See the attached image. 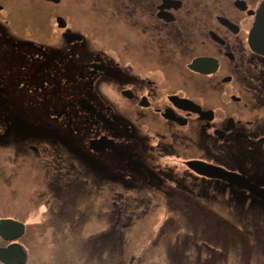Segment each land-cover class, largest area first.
<instances>
[{"label":"flooded vegetation","instance_id":"flooded-vegetation-1","mask_svg":"<svg viewBox=\"0 0 264 264\" xmlns=\"http://www.w3.org/2000/svg\"><path fill=\"white\" fill-rule=\"evenodd\" d=\"M263 2L0 0V146L21 159L14 173L32 184L39 165L60 192L108 194L109 210L119 193L194 203L210 239L194 248L224 255L223 239L225 264L253 216L263 258L264 26L251 39ZM220 207L224 238L209 229Z\"/></svg>","mask_w":264,"mask_h":264},{"label":"rangeland","instance_id":"rangeland-1","mask_svg":"<svg viewBox=\"0 0 264 264\" xmlns=\"http://www.w3.org/2000/svg\"><path fill=\"white\" fill-rule=\"evenodd\" d=\"M102 43L106 45L105 47L108 50L113 51L115 48L114 44L108 38L107 44L104 40ZM38 142L40 143L38 145L48 143L47 140H38ZM8 146L13 147V145ZM42 148L47 149L49 147ZM15 153V149L13 151L12 148H9L6 151L0 146V218L10 217L21 220L26 225V234L17 239L19 245L22 244L21 246L25 247L24 251L28 255L24 260V262H27L22 264H201V258L204 260L211 254L216 255L215 249L213 251L209 248H201L199 256L198 251L194 247L190 248L186 240V244L184 243L185 251H182L183 258L181 259L176 254L175 241L178 242L182 237L176 238L177 236H175V240L173 234H167L164 237L161 236V232L158 229L159 215L165 216L167 206L164 205L160 195H152L151 193L150 201L153 203L156 202L157 204L152 208H145L147 210L146 214L136 221H133L134 223L129 227L127 232H123V237L117 239L119 244H121L120 247L116 243L117 240L114 239L116 232L114 231L112 235L107 234L108 222L106 221L104 211L110 209V207L107 208L104 204H98L99 201H103L101 198L108 196V194L104 193L102 196L95 194V187L87 188L86 195L84 193H78L80 197V199L78 197L79 204L75 206L76 209L73 210L66 220L63 218L64 229L58 222L49 220L48 206L49 202L57 205V203H60V201L62 203L68 197L67 194L63 198L65 195L64 192L67 191H61L62 193L58 190L55 191V184L61 186L66 185L63 177H54L51 175L47 177L43 173V167L38 165L35 167L36 172L33 176V183L27 184L22 178L21 173H14L16 165L19 166L21 164V159H16ZM165 160L173 161L170 157H166ZM76 164V166H79V163ZM18 171L21 172V170ZM78 172L77 167L76 169L71 167L70 173L74 176V180L76 179L77 181L79 179L76 178L77 176L75 174ZM48 178L52 179L53 185L47 183V180L49 182ZM25 191H27V194ZM56 193L61 194L62 197L59 195L56 196ZM52 195L54 198H52ZM115 195L119 200L116 208H121L123 204H129L130 214L140 213L143 210L142 196L133 200L129 196L130 193H119ZM69 197L73 200L74 195L69 194ZM128 197L129 199H127ZM124 198L126 199L123 200ZM93 199L95 201L92 204L84 205L85 201ZM148 199L146 200L148 201ZM193 204L190 203L184 206L174 204L173 206L177 208L173 206L169 208H174L177 213H173L179 215L175 217L181 225L177 233L182 234V231L186 232V230L190 229L194 231L193 228L197 226L199 230L197 232L194 231L195 237L200 240L205 237L201 233L203 228L198 226L200 217L192 209L194 207H191ZM216 211L217 216L214 214V223L209 220V229L212 230L214 228L213 233L218 231L220 232L221 238H224L229 233L226 231L223 232V222L219 221L217 217L221 218V214H226V210L220 207L216 208ZM193 220L194 222L192 223ZM82 222L81 229L70 231L69 227L82 224ZM117 229L121 232L120 228ZM168 232L164 231V233ZM90 235L92 236L89 241L90 243H87ZM82 239L85 241H82ZM95 239L102 241V249L100 248V244L95 245V242H97ZM232 241H234V244L242 252H244L245 248L243 247L245 245L248 247L252 243V241L244 242V240H240V242L237 239ZM258 244L256 243V245ZM218 247L221 249L220 246ZM231 250L227 264H243L249 262V264H261L260 260H264V255L263 258H260L259 254H256V246L253 248L255 251L253 256L251 255L249 259L248 255H243L245 257L242 259L240 254L235 257L234 252ZM214 261H217L216 257Z\"/></svg>","mask_w":264,"mask_h":264},{"label":"trees","instance_id":"trees-1","mask_svg":"<svg viewBox=\"0 0 264 264\" xmlns=\"http://www.w3.org/2000/svg\"><path fill=\"white\" fill-rule=\"evenodd\" d=\"M52 189H53V187H52ZM55 191H57V188H55ZM52 192H53V190H52ZM64 193H65V195L63 196V198H65L67 194H68V197H66L65 200L62 201V203L60 201V203H57V205L49 206V215H50V217L58 216L63 221H64V219L66 220L71 215V213L73 212L74 209H76V208H73L74 207L73 205L74 204L75 205H78L79 204V199H78L79 195H78L77 192H74V193L64 192ZM56 194H57L56 196L59 195L60 197H62L61 194H59V193H56ZM69 194H73L74 195L73 200L71 199V197H69ZM141 196L143 197V195H138L137 194V195H135V197H132V196H130V197L133 200H136V199H138ZM52 198H54L53 195H52ZM125 199L126 198H124L123 200H125ZM127 199H129V197ZM144 202H146V201H144ZM144 202L142 201L143 205L145 204ZM130 211L131 210L129 209V204H123L121 208L111 209L110 210V212H109V215H110L109 220H110V223H111V228L109 229V231L107 232V234L110 235L116 229L117 230V233L119 235L116 237V239L114 238L115 240H117L119 237H121V238L123 237L124 230L131 224V222L133 221V219H135L136 217H140L141 215H143L145 213V209H143L140 213H135L133 215H131L129 213ZM173 212L174 213H177L175 210H173ZM249 214L252 215L253 213H249ZM176 216H177V214H174V216H173L174 219H175ZM175 220H171V218H168L166 220L164 226L160 230L161 236H165L166 234H173V236L175 238V236L177 234V230L179 228V225L175 226L173 224ZM58 223L61 226H63L64 229H65L64 222L58 221ZM117 228H120L121 232ZM247 228L250 229V231H247V234H248L249 242L252 241V243H250L248 245V247H246V245H245L243 248H245V250L247 252H250L251 253L252 251H254L253 248L255 246L257 248L256 243H257L258 238L256 237V233L259 231V226L257 224H254L252 222V220H251V222L247 225ZM193 230L195 232H197V226L195 228H193ZM164 231H169V232L168 233H164ZM171 231H174V232H171ZM194 231H192L191 229L190 230H186L185 236L182 237L179 240V242H181V245L183 247H184V243H185L186 240L189 242V246L190 247H200L201 245H203L202 241L204 243H207L208 245H210V242L207 241V240H210V239L207 238L206 234L202 233L205 238H201L199 240V239H197L195 237V232ZM260 233H261V230L259 231V235H260ZM177 237H179V236L177 235ZM90 238H91V236L88 238L87 243H90L89 242L90 241ZM234 239H237V240L240 241V239L238 237H234V236L231 235L230 238L228 239V241H229V245H230V242H232V245L229 246V248L232 249L231 251L234 252L235 257L240 254L241 259H242L245 256L243 257L244 254H243L242 250L240 248H237L238 246H236L234 244V241H232ZM95 240L97 241V242H95V245H97L98 242H99V239H95ZM116 243H118L119 247L121 246V244H119L118 240H117ZM100 245H101L100 248L102 249V241L100 242ZM215 245L216 246H214V247L219 248L218 246H220L221 248H224V255L223 254H217V253H216V255L211 254L208 257H206L204 260H202V258H201L200 259V263L201 264H225V261H226L225 252L228 249L226 247V244L223 242V239H218V240L215 241ZM233 246L236 247V248H233ZM247 255L248 254H246V256ZM215 257H216V260L217 261H214V258Z\"/></svg>","mask_w":264,"mask_h":264},{"label":"water","instance_id":"water-1","mask_svg":"<svg viewBox=\"0 0 264 264\" xmlns=\"http://www.w3.org/2000/svg\"><path fill=\"white\" fill-rule=\"evenodd\" d=\"M259 18H256L252 29V43L255 41L256 30L259 27L264 26V2L259 13ZM260 29V28H259ZM188 165L197 169L198 172L205 173L208 175L220 176L222 172H216L214 169L218 168H209L204 169L201 166H195L196 162L189 161ZM224 171V170H222ZM255 195L261 197L264 200V192H255ZM24 232V223L11 219V218H1L0 219V236L5 240H13L16 237L20 236ZM25 254L22 251L20 245L17 242H11L6 246H0V261L4 264H16L22 259H24Z\"/></svg>","mask_w":264,"mask_h":264},{"label":"bare ground","instance_id":"bare-ground-1","mask_svg":"<svg viewBox=\"0 0 264 264\" xmlns=\"http://www.w3.org/2000/svg\"><path fill=\"white\" fill-rule=\"evenodd\" d=\"M119 201V200H118Z\"/></svg>","mask_w":264,"mask_h":264}]
</instances>
